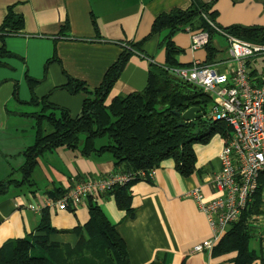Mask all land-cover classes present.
Wrapping results in <instances>:
<instances>
[{
    "label": "crops",
    "instance_id": "0c3cea01",
    "mask_svg": "<svg viewBox=\"0 0 264 264\" xmlns=\"http://www.w3.org/2000/svg\"><path fill=\"white\" fill-rule=\"evenodd\" d=\"M197 1H214L212 8L217 11L216 23L220 27H264V0ZM192 2L0 0V48L5 50L0 56V159L3 174H7L0 181L21 178L18 169L25 160L23 151L35 138V121L26 115L29 112L16 110L19 104H26L32 97L46 98L77 116L85 95L71 94L64 88L68 77L85 82L89 88L98 87L124 46L131 43H141L142 53L129 57L106 104L116 96L143 90L149 65L165 62V49L160 43L166 31L151 34L154 20L174 9L185 10ZM9 14L21 20L17 33L1 32ZM172 39L182 49L177 55L181 65H189L193 59L206 60L205 48L190 49L185 28ZM213 44L218 45L214 38ZM28 78L37 81L33 88ZM25 125L29 130L26 134ZM224 142V137L215 134L208 142L195 144V166L188 175L176 168L173 159L163 160L151 178L130 186V213L118 206L112 192L87 196L74 210L50 206L49 201L59 191L84 178L119 173L121 168L116 167L109 153L82 155L78 149L67 147L46 152L37 160L30 186H11L0 193V248L9 240L35 234L44 211L56 230L50 240L74 245L78 240L74 230L83 229L87 223V202L91 199L123 239L130 264H233L237 251H215L232 225L210 250L193 252L195 244L210 238L211 230L191 194L198 190L206 198L213 196L212 179L221 168L219 154ZM247 225L254 234L248 222ZM252 238L256 239L254 235ZM256 242V249L249 242V247L260 253L251 264H264V249L260 241Z\"/></svg>",
    "mask_w": 264,
    "mask_h": 264
},
{
    "label": "trees",
    "instance_id": "16d2710c",
    "mask_svg": "<svg viewBox=\"0 0 264 264\" xmlns=\"http://www.w3.org/2000/svg\"><path fill=\"white\" fill-rule=\"evenodd\" d=\"M213 5L214 1L203 3L193 0L185 10L174 9L156 17L151 34L166 31L160 43L165 49V62L163 65H149L147 83L143 90L116 96L106 104L129 57L142 53L141 43H131L124 46L98 87L89 88L85 82L68 77L64 88L71 94L85 95L77 116H71L67 109L48 102L46 98L32 97L27 103L39 107V110L26 115L35 121V138L23 151L25 160L18 169L21 178L9 177L0 181V193H4L11 185L17 188L30 186L31 174L38 158L59 147L78 149L82 155L109 153L121 172H148L158 167L163 160L173 159L176 168L183 175L190 174L195 166L194 145L208 142L215 134L227 140L230 129L224 123L209 117L213 99L210 94L170 72L171 68L183 66L177 61V55L182 49L174 43V34L186 27L207 31L209 42L205 46V62L208 63L219 56V50L213 44L214 36L219 33L209 22L230 35L264 43L262 26H218L217 11L213 10ZM20 24L19 18L9 14L1 32L17 33ZM4 51L1 47L0 56ZM36 82L28 78L30 88ZM191 107L199 108L201 115L184 124L181 114ZM138 180L140 178H134L107 192L114 193L118 206L129 213V188ZM63 193L64 190L59 191L54 199ZM259 195L260 192L256 194L254 210L244 212L215 249L220 252L237 251L233 264H251L259 257L260 253L249 247L254 234L247 225L249 213L258 209ZM87 209L89 219L83 229L74 230L78 235L74 245L50 240L56 230L44 211L35 234L9 240L0 248V264H130L123 239L100 207L89 199Z\"/></svg>",
    "mask_w": 264,
    "mask_h": 264
},
{
    "label": "built area",
    "instance_id": "2783aa9c",
    "mask_svg": "<svg viewBox=\"0 0 264 264\" xmlns=\"http://www.w3.org/2000/svg\"><path fill=\"white\" fill-rule=\"evenodd\" d=\"M209 23L227 40V57L210 63L193 59L189 65L169 69L175 77L210 94L209 117L230 129L219 154L221 168L212 179L213 196L206 198L198 190L191 194L211 230L210 238L195 244L193 252L210 250L244 212L254 210L258 192V209L249 213L247 222L264 249V43L238 38ZM185 30L192 51L205 48L207 31ZM152 173L140 170L84 178L50 200L49 205L74 210L87 196L97 197L134 178H151Z\"/></svg>",
    "mask_w": 264,
    "mask_h": 264
},
{
    "label": "rangeland",
    "instance_id": "374dc122",
    "mask_svg": "<svg viewBox=\"0 0 264 264\" xmlns=\"http://www.w3.org/2000/svg\"><path fill=\"white\" fill-rule=\"evenodd\" d=\"M214 39L217 40L218 42V49L220 50L219 52V58H226L227 57V46H228V43H227V40L223 37V36H220V35H216L214 37ZM10 109H13V108H10ZM16 110L17 111H21V112H35V111H38L39 110V107L37 106H32V105H29V104H19L17 107H16ZM31 121H33L32 119H30ZM23 129L25 130L24 133L26 134L29 130H28V126L25 125L23 126ZM22 133V132H21ZM81 140H83V136H81ZM13 165L16 164V162H12ZM3 162H2V159H0V179H3L4 177H6L5 175L7 174H3ZM10 171H8L9 173ZM19 174L17 173L16 176H18ZM12 186V185H11ZM10 186V187H11ZM3 189H5L4 185L2 186ZM14 186H12L13 188ZM9 188V187H8ZM250 247L251 248H257V242H256V239L255 238H251V241H250Z\"/></svg>",
    "mask_w": 264,
    "mask_h": 264
},
{
    "label": "water",
    "instance_id": "95a60500",
    "mask_svg": "<svg viewBox=\"0 0 264 264\" xmlns=\"http://www.w3.org/2000/svg\"><path fill=\"white\" fill-rule=\"evenodd\" d=\"M199 108L191 107L181 114L182 121L187 123L188 121L200 117ZM180 125V124H179Z\"/></svg>",
    "mask_w": 264,
    "mask_h": 264
}]
</instances>
